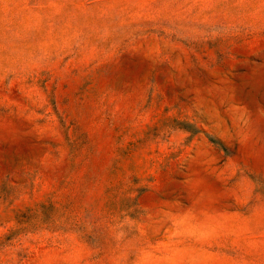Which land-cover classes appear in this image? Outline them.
I'll list each match as a JSON object with an SVG mask.
<instances>
[{
	"label": "rangeland",
	"instance_id": "obj_1",
	"mask_svg": "<svg viewBox=\"0 0 264 264\" xmlns=\"http://www.w3.org/2000/svg\"><path fill=\"white\" fill-rule=\"evenodd\" d=\"M0 264H264V0H0Z\"/></svg>",
	"mask_w": 264,
	"mask_h": 264
}]
</instances>
